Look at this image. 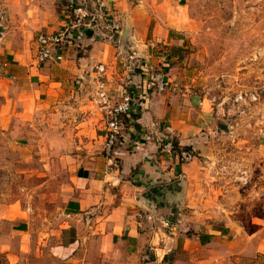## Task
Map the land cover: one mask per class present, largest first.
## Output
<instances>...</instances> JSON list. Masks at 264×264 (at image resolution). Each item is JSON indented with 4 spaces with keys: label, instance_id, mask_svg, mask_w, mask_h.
Listing matches in <instances>:
<instances>
[{
    "label": "crops",
    "instance_id": "0c3cea01",
    "mask_svg": "<svg viewBox=\"0 0 264 264\" xmlns=\"http://www.w3.org/2000/svg\"><path fill=\"white\" fill-rule=\"evenodd\" d=\"M22 1V24L13 29L17 17L13 1L6 0L11 22L0 39L5 55L0 130L15 129L19 119L36 120L39 109L75 111L78 101V109H92L95 116L89 117L95 121L94 140L67 188L63 210L70 224L60 238L40 249L24 224L8 232L0 229V264H43L36 258L74 264L86 223L93 233L101 230L105 245L117 243L118 264H264V205L258 214L221 209L212 220L205 214L187 217L190 164L196 159L181 165L161 151V140L169 134L181 148L202 153L214 125L213 107L193 92L185 68L191 43L189 1L87 0L97 21L79 44L64 51L63 61L46 63L37 58V38L69 25L71 0ZM99 67L110 82L112 105L128 89L145 99L111 157L104 151L105 116L92 101ZM158 78L166 84L162 92L151 81ZM147 84L149 92L143 94ZM174 209L181 211L182 220L175 219Z\"/></svg>",
    "mask_w": 264,
    "mask_h": 264
},
{
    "label": "rangeland",
    "instance_id": "374dc122",
    "mask_svg": "<svg viewBox=\"0 0 264 264\" xmlns=\"http://www.w3.org/2000/svg\"><path fill=\"white\" fill-rule=\"evenodd\" d=\"M11 1L17 18L9 24L14 29L22 24L23 1ZM188 1L191 43L185 68L193 92L213 107L214 125L204 151L190 164L186 216L205 214L212 220L221 209L258 214L264 205V0ZM7 4L0 0V39L7 33ZM1 47L3 41L0 71L5 64ZM243 93L259 100L236 104ZM79 106L75 111L39 109L36 120L19 119L15 129L0 130V229L8 232L24 224L40 249L56 242L70 224L63 210L67 188L94 140L92 109ZM174 212L182 220L181 211ZM97 232L87 223L83 227L74 264H118L117 243L105 245L101 230ZM20 236L14 235L17 240Z\"/></svg>",
    "mask_w": 264,
    "mask_h": 264
},
{
    "label": "built area",
    "instance_id": "2783aa9c",
    "mask_svg": "<svg viewBox=\"0 0 264 264\" xmlns=\"http://www.w3.org/2000/svg\"><path fill=\"white\" fill-rule=\"evenodd\" d=\"M87 0H78L77 3L71 0L69 25L62 30L50 34H41L37 38V58L40 63L49 61L61 62L64 59V51L69 46L77 45L84 36L86 29L92 26L97 19L89 12L86 6ZM103 8V6H100ZM90 20V21H89ZM99 84L95 95L92 98L94 106L104 114L107 127V135L104 151L107 156L115 154V149L128 132L130 124L126 123L124 117H131L143 111L145 99L137 91L128 89L121 100L112 105L109 96V81L103 79L105 68H97ZM156 88L159 92L164 91L166 84L163 79H155ZM259 97L253 94H240L235 98L236 104L257 102ZM175 139L169 134L161 140V151L170 160H177L179 164H190L196 159L193 151L183 149L175 144Z\"/></svg>",
    "mask_w": 264,
    "mask_h": 264
},
{
    "label": "trees",
    "instance_id": "16d2710c",
    "mask_svg": "<svg viewBox=\"0 0 264 264\" xmlns=\"http://www.w3.org/2000/svg\"><path fill=\"white\" fill-rule=\"evenodd\" d=\"M89 21H90V20H89ZM82 39H83V38H82ZM82 39H81V40H82ZM81 40H80V41H81ZM80 41H79V42H80ZM79 42H76V44H77V43L79 44ZM151 81L155 83L154 80H151ZM148 88H150V85L147 84V88L144 90L143 94H146V93L149 92V89H148ZM141 97L143 98V96H141ZM129 118H130V117H124V120H125L126 123H129V122H128ZM119 144H120V143H119ZM175 144H176L177 146H179L178 142H175ZM186 149H187V148H186ZM187 150H190V149H187Z\"/></svg>",
    "mask_w": 264,
    "mask_h": 264
}]
</instances>
